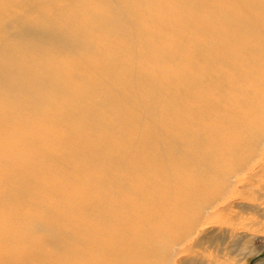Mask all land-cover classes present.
<instances>
[{"label": "bare ground", "instance_id": "6f19581e", "mask_svg": "<svg viewBox=\"0 0 264 264\" xmlns=\"http://www.w3.org/2000/svg\"><path fill=\"white\" fill-rule=\"evenodd\" d=\"M132 1L0 0L4 122H82L76 135L90 145L82 192L40 191L35 177L0 191V243L14 248L0 264H177L183 253L193 261L231 189L262 161L264 99L245 82L264 70V0H244L259 14L241 5L231 17L234 7L213 0H154L179 11L163 22L171 32L216 29L212 41L191 33L176 48L136 29ZM241 37L233 62L229 41ZM232 64L228 77L222 68Z\"/></svg>", "mask_w": 264, "mask_h": 264}, {"label": "rangeland", "instance_id": "374dc122", "mask_svg": "<svg viewBox=\"0 0 264 264\" xmlns=\"http://www.w3.org/2000/svg\"><path fill=\"white\" fill-rule=\"evenodd\" d=\"M153 1H132L131 8L129 7L135 9L136 12L139 11L135 16V27L140 31L146 30L152 33L150 35L152 38L149 37V41L153 45L160 46L165 40L175 47L181 44L182 40L186 42L185 36L187 34L190 36L191 33L194 42H196L195 40L199 42L203 40L212 41L215 38L216 29L210 28L207 32L206 28H200L195 23L186 26L184 29L171 32L165 26L166 21L172 23L179 11L167 5H154ZM156 1L164 2L167 0ZM213 2H216L217 8L222 11L234 7L232 12L228 13L230 17L233 16L232 14H242L243 11L248 15H254L257 11L258 14L260 12L256 7L246 10L244 0H213ZM236 3H239L240 6H237ZM241 5L243 6L242 12L240 10ZM45 8L47 7L45 6ZM6 27L9 29L11 26L7 24ZM174 27L177 25L175 24ZM233 28L235 27H230V29ZM261 28H264V25ZM155 34H162L163 36L153 39ZM244 38L241 37L235 42L229 41V43L232 42L235 51L231 50V58H234V53L236 54L235 59H231V61L234 62L236 58L238 59L239 49L244 44ZM122 46L124 47V44ZM197 62L196 65L202 67L203 63ZM235 66L236 64H232V68L224 66L222 69L225 75L228 76L226 73H230ZM253 77L256 82L249 79L245 83L262 95L264 99V70L254 74ZM229 92L228 95L231 97L236 95L235 92ZM258 99L261 101L260 98ZM255 105L241 110L251 113L253 110H258V103ZM7 106L9 105L0 100V191L12 189L22 179L35 177L39 182L38 184L34 183V185L35 187L38 186L40 191L46 186L51 188L54 186L69 196L82 192L90 178V171L83 170V164L90 157L89 153H84V149L90 145H86L87 143L85 144V141L76 135L80 129H83L80 127L82 122L55 118L41 121V119L25 115L23 117L24 123L21 120H15V118L6 123L2 114L6 112ZM86 131L88 130L83 132ZM119 134L110 132L109 136L115 139ZM96 170L98 171L97 168ZM96 170L94 168V171ZM251 172L237 182L233 190L231 189L229 200L222 206V210L218 211L212 218L213 230H210V233L207 237L202 238V241H197V246L194 247L195 251L192 253L198 254L199 258L192 261L189 259L190 253L179 254L177 264H264V155L262 161ZM33 229L37 234L42 232L39 222L34 224ZM11 247L0 243V254L11 253V250L14 249ZM47 249L50 248L45 246L41 248V252ZM39 260L38 262L27 261L26 264H51L42 261V257H39Z\"/></svg>", "mask_w": 264, "mask_h": 264}]
</instances>
